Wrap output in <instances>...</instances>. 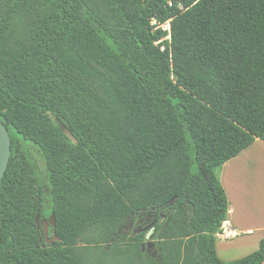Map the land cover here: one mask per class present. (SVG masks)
<instances>
[{
  "label": "trees",
  "instance_id": "16d2710c",
  "mask_svg": "<svg viewBox=\"0 0 264 264\" xmlns=\"http://www.w3.org/2000/svg\"><path fill=\"white\" fill-rule=\"evenodd\" d=\"M167 1L0 0V264H83L90 231L91 264L264 262V240L230 263L215 251L229 206L216 170L264 143V0ZM152 19L171 20L170 41ZM142 212L163 221L127 237ZM37 215L59 242L40 243Z\"/></svg>",
  "mask_w": 264,
  "mask_h": 264
},
{
  "label": "crops",
  "instance_id": "0c3cea01",
  "mask_svg": "<svg viewBox=\"0 0 264 264\" xmlns=\"http://www.w3.org/2000/svg\"><path fill=\"white\" fill-rule=\"evenodd\" d=\"M258 144L264 146V143L255 140L249 148L232 160L247 155ZM257 154V151L251 152L238 166H230L229 178L220 177L219 181L229 206L226 221L222 224L221 232L216 235L215 251L217 257L218 243L223 248L229 249L249 246L250 251L244 254L246 257L256 252L259 249L260 242L264 240V183L261 180L242 178L238 175V172L245 175L252 172L260 162ZM249 159H252L253 162H249ZM232 160L223 165L224 169L226 167L227 170ZM233 185L236 186V189L239 187L238 194L230 191Z\"/></svg>",
  "mask_w": 264,
  "mask_h": 264
},
{
  "label": "rangeland",
  "instance_id": "374dc122",
  "mask_svg": "<svg viewBox=\"0 0 264 264\" xmlns=\"http://www.w3.org/2000/svg\"><path fill=\"white\" fill-rule=\"evenodd\" d=\"M53 121V120H52ZM257 151V155L260 158V162L257 164V166L252 170V172L247 173L246 175L242 172H238V175L242 178L246 177L247 179H255V180H261V182L264 183V146L258 144L256 147L252 148L251 151L248 152V154H250L251 152ZM260 153V154H259ZM247 155H243L241 157H239L237 160H232V162L230 163L229 167L226 170V167L224 169V167L222 166L221 169L216 170V176L218 177V179L220 180V177L222 178H229V175L231 172L230 168L232 166H238L239 163L243 160H245ZM31 158L35 164L36 170L38 172V175L41 179L42 182H46V171H45V165L42 161V159L40 158L39 154L32 149L31 152ZM249 162H253L252 159H249ZM231 166V167H230ZM239 190L236 189V186L233 185V188L230 189L231 192L238 194L237 191ZM46 209H49V206L46 205ZM144 213V212H142ZM136 217L134 216L132 221V225L134 226L133 228H131L128 232H127V236H134L135 234H137L139 231L141 232H145V239L149 240L151 234L153 233V226H154V221L153 220H149V214L145 213L144 216L142 217V220H149L146 224L145 227H142L141 229H137L136 226ZM49 218L45 219L42 218L41 216L39 217V228L37 229L38 232V236L39 239L41 240V244L47 245L50 241L51 238V234L49 233V231L47 230V232H44V222H47ZM163 221V217L158 218L157 222L158 224L162 223ZM124 230V229H123ZM97 232L96 231H90L89 233H87L86 235L83 236L82 239L78 240V243L76 245V254L78 259L80 260V262H82L83 264H91L93 261H95L97 259L96 256V250L93 246V244H91V242L96 238ZM219 247H218V258L220 260H222L223 262L227 263V262H232V261H237L238 259H242L245 253H247L249 250V246H243L241 248L238 249H229V248H223V246H220V243H218ZM148 246L149 247H145L144 245L141 246V251L146 252L147 255H149L150 257H154L155 256V250L153 247V242H148ZM104 249H107V246H104ZM243 255V256H242ZM107 264H113V262H108Z\"/></svg>",
  "mask_w": 264,
  "mask_h": 264
},
{
  "label": "water",
  "instance_id": "95a60500",
  "mask_svg": "<svg viewBox=\"0 0 264 264\" xmlns=\"http://www.w3.org/2000/svg\"><path fill=\"white\" fill-rule=\"evenodd\" d=\"M138 1H146V0H138ZM48 116L51 120L55 121L58 124V127L62 130L64 136L68 138L69 141L72 142V144H76V140L74 137L70 134V132L65 128V126L59 122L58 119L54 118L51 114L48 113ZM10 137L6 130V128L3 126L2 122L0 121V182L5 174V171L7 169L9 159H10ZM39 217L40 215H37L35 218V223L37 229L39 228ZM44 225V232L46 233L48 230V225L51 227L55 226L54 216L51 215L47 222L43 223ZM40 243L41 240L39 239ZM53 241L59 242V239L55 237L54 232L52 233V237L50 238V241L48 244H51ZM147 247H149L147 245Z\"/></svg>",
  "mask_w": 264,
  "mask_h": 264
},
{
  "label": "built area",
  "instance_id": "2783aa9c",
  "mask_svg": "<svg viewBox=\"0 0 264 264\" xmlns=\"http://www.w3.org/2000/svg\"><path fill=\"white\" fill-rule=\"evenodd\" d=\"M201 0H168L166 3L167 8H175L179 13H184L189 10L191 7L195 6ZM170 21L168 20L164 23L157 22L156 19H152L150 21V25L153 27L154 30H161L162 32L166 33V36L163 38L162 41H170L171 36V27ZM161 41L156 42L155 46H159ZM163 50V47H160Z\"/></svg>",
  "mask_w": 264,
  "mask_h": 264
},
{
  "label": "flooded vegetation",
  "instance_id": "af4514ba",
  "mask_svg": "<svg viewBox=\"0 0 264 264\" xmlns=\"http://www.w3.org/2000/svg\"><path fill=\"white\" fill-rule=\"evenodd\" d=\"M144 214H145V212L136 215V216H137V217H136V226H137V229H141L142 227H145L146 224H147V222H148L149 220H153L154 223L156 224L158 218L163 217L161 214L154 213V212H148V214H149V220H142V217L144 216ZM133 227H134V226L132 225V221H131L126 227H124V230L122 231V233L126 235L127 232H128L131 228H133ZM152 229L154 230V228H152ZM48 231H49V233L51 234V237H52L53 227H51L50 225H48ZM139 233H141V231H139L137 234H139ZM137 234H135V235H137ZM152 234H153V233H152ZM152 234H151L150 237H152ZM127 237H129V236H127ZM147 245H148V244H147ZM153 247H154V245H153ZM154 250H155V249H154ZM155 254H156V252H155Z\"/></svg>",
  "mask_w": 264,
  "mask_h": 264
}]
</instances>
